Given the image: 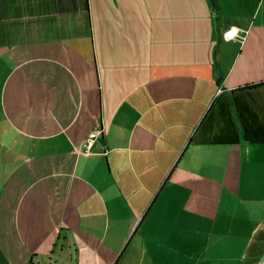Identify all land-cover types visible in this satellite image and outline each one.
I'll list each match as a JSON object with an SVG mask.
<instances>
[{
    "label": "crops",
    "instance_id": "0c3cea01",
    "mask_svg": "<svg viewBox=\"0 0 264 264\" xmlns=\"http://www.w3.org/2000/svg\"><path fill=\"white\" fill-rule=\"evenodd\" d=\"M260 81L264 0H0V264H264Z\"/></svg>",
    "mask_w": 264,
    "mask_h": 264
},
{
    "label": "built area",
    "instance_id": "2783aa9c",
    "mask_svg": "<svg viewBox=\"0 0 264 264\" xmlns=\"http://www.w3.org/2000/svg\"><path fill=\"white\" fill-rule=\"evenodd\" d=\"M245 30L236 26V25H229L225 29L221 31V38L225 41L228 40H235V41H241L244 37ZM100 136V129H96L92 131L87 138L82 151L84 152H90V146L94 139L98 138Z\"/></svg>",
    "mask_w": 264,
    "mask_h": 264
},
{
    "label": "trees",
    "instance_id": "16d2710c",
    "mask_svg": "<svg viewBox=\"0 0 264 264\" xmlns=\"http://www.w3.org/2000/svg\"><path fill=\"white\" fill-rule=\"evenodd\" d=\"M263 83H264V81H260L258 83H254L253 85L252 84L245 83V84L242 85V87L243 88H245V87L247 88V87H250V86H256V85L263 84Z\"/></svg>",
    "mask_w": 264,
    "mask_h": 264
},
{
    "label": "water",
    "instance_id": "95a60500",
    "mask_svg": "<svg viewBox=\"0 0 264 264\" xmlns=\"http://www.w3.org/2000/svg\"><path fill=\"white\" fill-rule=\"evenodd\" d=\"M99 141L101 142V143H103V140L99 137Z\"/></svg>",
    "mask_w": 264,
    "mask_h": 264
}]
</instances>
